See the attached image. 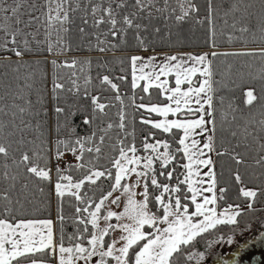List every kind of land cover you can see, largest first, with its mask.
I'll list each match as a JSON object with an SVG mask.
<instances>
[{"label":"snow or ice","instance_id":"obj_1","mask_svg":"<svg viewBox=\"0 0 264 264\" xmlns=\"http://www.w3.org/2000/svg\"><path fill=\"white\" fill-rule=\"evenodd\" d=\"M177 3L180 6L179 14L171 0H162V2L161 0H88L79 8V11L83 13L80 20L84 26L91 25L97 30L106 28L107 34L113 39L122 37L123 33L132 30L137 34L136 39L143 47L145 41L140 35L141 32L149 28H153L155 33L161 31L155 25V21L163 19L167 22L174 19L176 24L180 25L192 12L198 11L191 0H187L189 7H185V0H177ZM252 7L254 6L245 5L243 13L233 18L231 27L236 29L239 25L241 32H248L251 21L258 16V30L261 38L264 39V0H260L256 16L250 11ZM77 11L78 8L73 6V0H55V3L53 0H44V2L0 0V63L5 67L15 65L14 70L18 73L19 69L24 67L22 57L25 50L31 51L30 45L41 28L44 29L46 36L52 31L56 32L55 48L63 52L65 49L61 43L63 39L61 33H68L71 30V26L75 23L74 14ZM213 13L212 0H209L207 16L209 23ZM227 15L228 12H225V16ZM29 29L34 31L30 32ZM78 30L81 34L86 33V28L83 26H80ZM29 36L32 40L27 38ZM21 40L24 50L20 48ZM36 43L39 45L40 42L36 41ZM115 47L116 45H111L110 48L101 47L99 50L103 52ZM48 50L53 53L54 46L49 44ZM210 55L216 56L217 53L212 52ZM261 55H264V49L261 50ZM12 56L20 59L13 60ZM208 56V53L203 55L165 53L163 60L159 63H157V55L148 58L139 55L130 57L133 89L139 86L138 80L144 81L142 91L149 94V98V90L154 85L169 101L165 105L137 104L138 110L144 109L148 113H156L163 117L159 121H153L142 116L141 123L165 133H172L173 141L179 145L175 149L168 140H155V133L150 132L145 136L143 144V151L147 155H138L140 150L135 144L128 143L120 135V133L129 135L127 113L124 108L118 110L117 120L107 123L106 128L99 129L104 133L99 136V143L89 137L76 136L70 122V117L75 113L65 107L57 106L55 113L58 116H64V127L68 130L69 137L76 138L75 140L57 138L53 145V157L59 163L66 152L75 155L76 160L80 162V178L73 180L70 175L64 174L68 168L62 171L57 167L58 179L54 191L61 202L66 193L74 197L76 204L72 220L76 230L67 236V242H65L63 229H61L60 238L58 240L55 238L52 220L9 222V219L0 218V264H191L192 261H195V264H202L206 259L205 253L191 251L195 247L193 242L197 240V237L216 228L217 225H233L239 228L238 218L242 215L238 210L239 205L235 206L236 210L229 205L228 209L219 213L216 212L215 207H209V205H216L218 200H223L227 189L220 187L219 196L215 195L218 181L213 170L214 162L208 153L216 150L211 135L207 137V140L203 139L204 134L209 132L207 125L215 124L214 119H205L206 116H213V97L209 95L213 88ZM189 62L191 66L185 67ZM77 63L78 61L75 60L71 63L65 61L64 66L74 67ZM52 64L58 66L55 59L52 60ZM197 65L202 68H198ZM198 71L206 78L193 82L191 76ZM173 72H175L176 87L168 88L166 87L168 80L162 77ZM261 78L264 79V76ZM121 79L125 78L121 77ZM72 83L74 89H68V91L74 90V94L79 96V86L75 80ZM182 83L188 84L186 90L181 89ZM105 85H110L111 89L117 93L115 99L121 100L118 85L113 83L107 75L100 78L99 91L102 92ZM27 87V83L15 89L9 85L5 95L12 96L13 100L23 99L20 93ZM63 90H65V84L54 80V95L58 96ZM5 95H0V101L5 100ZM84 96L86 98L89 96L87 88L84 89ZM245 96L248 105H251L254 100L261 99L254 95L253 88H249ZM102 99V96H91L92 111L89 113L86 108L83 109L82 123L84 125L92 126L97 119L108 115L106 109H111L113 105L110 102H101ZM141 99L143 100V97ZM24 104L30 106L31 101L25 100ZM205 104L208 105L207 109ZM9 108L12 109V121L9 127L14 132H19L20 137L15 139L13 132L10 134L13 138H0V160L3 161L0 164V201L6 202L5 216L13 211L8 205L13 204L14 193L17 197L15 204L19 205L22 201L28 200L33 178L38 181H51V169L47 166V157L52 149L45 148L44 141L41 140L39 150L29 154L28 145L34 144V140L27 139L26 135L33 127L29 120L25 119L28 108L21 104L5 103L0 106V114L8 116L6 109ZM77 111L81 109L77 107ZM169 115L176 118L169 120ZM16 119H19V124L15 123ZM260 125L264 131V121H261ZM36 129L39 130L38 125ZM114 129L119 130L116 136L119 146L113 145V149L118 152V155L110 160L112 167L116 170L113 175L110 169L101 170L97 167L94 163V154L102 152L104 141L110 139L109 132ZM174 129L180 130L182 135L177 138L176 132H173ZM4 131L5 124L0 122V133ZM232 135L235 136L236 133L233 132ZM149 140H155V142L149 143ZM260 147L261 152L264 153V143ZM85 151L90 154L88 159L84 156ZM216 155L221 156L225 153L217 151ZM232 159L237 165L244 163V157L239 152L235 153ZM9 160L11 164L8 163ZM41 160L45 161L43 166L39 163ZM256 164L264 169V154L256 158ZM133 176L135 179L131 183H123ZM102 177L110 181L106 191L97 184ZM173 180L175 185L171 183ZM63 181H68V184H64ZM235 181L243 183L239 171L235 174ZM141 186L143 190L137 192L136 189ZM183 186H186V191ZM36 187L40 192L44 191L39 185ZM82 189L85 190L82 191ZM117 192L120 195L114 196ZM205 192L213 193V195L205 196ZM239 194L249 199L247 207L252 209L251 201L257 197V192L242 187ZM121 196L126 197L123 212L110 210V205H120ZM137 196L141 199L137 200ZM198 197L202 198V202H198ZM184 200L190 201V204L182 203ZM153 202L155 211L152 207ZM190 205L195 206L192 212L189 211ZM58 216L63 223L65 217L62 214V208ZM196 217H203V219H194ZM113 219L116 223L110 222ZM125 220L129 222H122ZM101 221H103V227H101ZM36 225H40L46 231L34 230ZM235 228L233 235L225 241L229 246L235 243L234 236L237 234ZM243 231H252V226L246 225L239 234L242 235ZM117 232L120 233L118 237L115 236ZM110 233L113 234L111 239H106ZM258 247L264 248V222L260 223L256 232L240 242L230 254V258H233L232 264L237 262L246 264L245 261L239 260V257L247 255ZM216 264H228V261L217 254ZM247 264H251V261ZM256 264H264V256H261Z\"/></svg>","mask_w":264,"mask_h":264},{"label":"trees","instance_id":"obj_2","mask_svg":"<svg viewBox=\"0 0 264 264\" xmlns=\"http://www.w3.org/2000/svg\"><path fill=\"white\" fill-rule=\"evenodd\" d=\"M53 2L55 3V0ZM87 2L88 0H73V6L77 7L78 11L74 14L75 23L71 26V30L68 33H61L63 37L61 43L65 49L63 52H60L59 48H55L56 32L52 31L50 35L46 36L44 29L41 28L30 45L31 51L25 50L22 57L24 67L20 68L18 73L14 70L15 65L5 67L0 63V95L6 94L9 85L15 89L24 83L28 84L27 88L21 90L20 94L23 99L13 100L12 96L5 95V100L0 101V106L5 103L8 105L15 103L28 108L25 119L29 120L33 127L28 130L26 135L27 139L34 140V144L28 145L29 154L39 150L41 140L44 141L45 148L52 149L48 152L47 157V166L51 169V181H38L33 178L28 200L22 201L19 205L15 204L17 197L14 193L12 196L13 204L8 205L13 211L7 216H5L6 202L0 201V218L9 219L10 222L26 219H51L54 222L55 238L57 240L60 238L61 229H63L65 242H67V236L76 230L72 220L76 201L67 193L62 198V202L56 197L54 191V184L58 179L56 168L59 167L62 171L68 168L64 174L70 175L73 180H76L80 178V162L75 159L60 165L56 163L57 161L53 157V145L57 138L60 140L69 138L75 140L76 138L75 136L69 137L68 130L64 127V116H58L55 113V108L57 106L65 107L75 113L70 117V122L75 129L76 136L89 137L95 139L97 143L100 142L99 136L104 134L99 129L106 128L107 123L117 120L118 110L124 108L127 113V133L129 135L125 136L124 133H120V135L128 143L135 144L140 150L138 155H147L143 151V144L145 136L150 132L155 133V140H168L175 149L179 145L173 141L172 133H165L141 123L142 116L153 121H158L160 116L156 113H148L144 109L138 110L137 104L162 105L167 102V99L161 94V90L154 85L149 90V98V94L142 91L143 81L137 83L139 86L133 89L130 57L138 53L190 52L199 55L205 52L209 54L208 61L213 88V91L210 92L213 97V116L210 117V120H215V124H211V136L216 150L213 151V170L218 181L215 195L219 196L220 187L227 189L224 194L225 198L218 200L216 206L223 208L229 207V205L233 207L239 205V211L242 215L238 218L240 221L239 228H235L233 225H217L216 228L197 237V240L193 242L195 247L191 251L212 253L213 251L210 252L212 243L232 236L234 228L237 233L234 237L240 235L239 233L246 225H252L253 228L255 222L264 219V169L256 164V158L264 154L260 147L264 143V139H262L264 131L260 125V122L264 121V79L261 78L264 76V55H261V50L264 49V39L261 38V33L258 30V16L251 21L248 32H241L239 25L233 29L231 24L234 17H239L243 13L245 5H253L254 7L250 8V11L256 16L259 11L260 0H212L214 13L211 23L207 19L209 0H191V3L198 9L197 12H192L180 25H177L174 19L167 22L163 19L155 21V25L161 31L155 33L153 28H149L147 31L141 32L140 35L145 41L143 47L136 39L137 34L132 30L123 33L122 37L113 39L111 35L107 34L106 28L97 30L91 25H82L80 17L83 13L79 11V8ZM171 2L179 14V3L177 0H171ZM185 7H189L187 0H185ZM230 8L231 11H229ZM225 12H228L227 16H225ZM225 20H227V24H225ZM80 26L86 28L85 34L79 32ZM28 31L31 32L34 29ZM27 38L32 40L31 36ZM36 41L40 42L39 45ZM49 44L54 46L53 53L48 50ZM111 45H116V47L103 52L99 50L101 47L110 48ZM20 48L24 50L22 40ZM212 52L217 53V55L211 56ZM12 59L20 58L12 56ZM54 59L58 66L52 64ZM73 60L78 61L74 67L64 66L65 61L71 63ZM105 75L118 85L121 100L115 99L117 93L111 89L110 85H105L103 91H99L100 78ZM121 77L125 79H121ZM25 78L27 79L25 80ZM54 80L65 84V90L61 91L58 96L53 93ZM73 80L80 88L79 96L74 94V90L68 91V89H74ZM168 85L172 87L174 82L168 79ZM184 85L188 84L185 83ZM85 88L89 92L87 98L84 96ZM249 88L254 89V95L261 97L259 100H254L251 105L246 104L247 98L245 96ZM92 95L102 96L101 102H110L113 106L111 109H106L107 116L97 119L92 126H87L82 123L83 109L86 108L89 113L92 111ZM25 100H30L31 105L24 104ZM77 107L81 111H77ZM6 111H8V116L0 114V122L5 124V131L0 133V138H13L10 134L14 130L9 127L12 121V109L9 108ZM15 123L19 124V119H16ZM37 125L39 126L38 131ZM118 132V129L110 130V139L104 141L102 152L94 154V163L97 167L101 170L108 168L113 172V175L115 168L112 167L110 160L113 156L118 155V152L113 149L114 144L119 146L116 139ZM173 132H176L177 138L182 135L180 130L174 129ZM233 132L236 133L235 136L232 135ZM19 137L20 133L14 132V138L19 139ZM155 140L148 142L154 143ZM217 151L225 153V155L217 156ZM237 152L244 157L243 164L237 165L232 159V156ZM70 153L66 152L65 155ZM84 156L88 159L90 154L85 151ZM2 163L3 161L0 160V164ZM8 163L11 164V160ZM39 163L43 166L45 161L41 160ZM180 171L183 170L180 169ZM237 171L242 177V184L235 181ZM161 179L163 180V178ZM66 182L63 181V183ZM171 183L175 185V180ZM97 184L106 191L110 181L102 177L100 181H97ZM36 185H39L44 191L40 192ZM183 187L186 191V186ZM242 187L257 192V197L251 201L253 203L252 209L247 207L250 202L249 199L239 194ZM84 190L82 189V191ZM182 203L190 204V201L184 200ZM152 207L155 211L154 202ZM61 208L65 217L63 223L60 222L58 216ZM189 211H194V205H190ZM250 232L243 231V234L246 233L247 235ZM240 236L237 239H244L245 235ZM111 237L110 234L106 239H111ZM191 264H194L193 261Z\"/></svg>","mask_w":264,"mask_h":264},{"label":"rangeland","instance_id":"obj_3","mask_svg":"<svg viewBox=\"0 0 264 264\" xmlns=\"http://www.w3.org/2000/svg\"><path fill=\"white\" fill-rule=\"evenodd\" d=\"M164 54H165V53H160V52H158V53H151V54H150V53H138V54H135V55H146V56H142V57H145V58H148V57L153 56V55H157V56H158V61H157V63H159L161 60H163V55H164ZM183 54H192V53H190V52H175V53H172V54H169V55H183ZM203 54H205V52H202V53H200L199 55H203ZM193 55H194V54H193ZM190 66H191V62H189V64H186V65H185V67H190ZM197 67H198V68H202V66H200V65H197ZM132 71H133V70H132ZM168 76H169V77H168ZM175 78H176V77H175V72H173V73H171V74H168V75L162 77V79H166V80L169 79V80H171V81L174 82V85H173L172 87H170V86L167 84L166 87H168V88L176 87V84H175ZM205 78H206V77H203V76L200 75V72H199V71L196 72L194 75L191 76V79L193 80V82H196V81L199 82V81H201V80H203V79H205ZM182 79H183V78H182ZM184 84H185V83H182L180 87H181V89L186 90V89L188 88V85H184ZM209 95H210V93H209ZM168 103H169V101L167 100V102H166L165 104H168ZM165 104H162V105H165ZM172 106H173V107L175 106V105H174V102H172ZM194 106H195V105L193 104V107H194ZM205 108H206V109L208 108V105H207V104H205ZM175 118H176V117H174V116H168V119H169V120H171V119H175ZM161 119H163V117H162ZM205 119H206V120H210V117H207V116H206ZM158 121H159V120H158ZM207 127H208V129H209V132L204 134V137H203L204 140H207V137H208L209 135H211V123L208 124ZM197 139H200V137H197ZM208 155L211 156V158H212V160H213V152L208 153ZM64 157H65V158H64V159H65V160H64L65 163H67L68 161H69V162L74 161V160L76 159V158H75V155H73L72 153H70L69 155L66 154ZM65 163H64V164H65ZM60 165H63V164H60ZM115 171H116V170H115ZM202 171H207V169H202ZM134 179H135V177L133 176L130 180H125V181H123V183H131L132 180H134ZM64 184H68V181H67L66 183H64ZM54 186H55V184H54ZM204 187H207V185H204ZM142 190H143L142 186L136 189L137 192H141ZM115 195H120V193L117 192V193L114 194V196H115ZM204 195H205V196H208V197H211V196L213 195V193L205 192ZM136 199L139 200V199H141V197H140V196H137ZM198 202H202V198L198 197ZM106 203H110V202H106ZM125 203H126V197L121 196V203H120V205H119V206H117V205H110V210L115 211V212H123ZM209 207H215L217 213L222 212V211H225L226 209H228V207L218 208L216 205H209ZM194 210H195V206H194ZM233 210H236L235 207H233ZM238 210H240V209H238ZM194 219L199 220V219H203V217H196V218H194ZM110 222H111V223H116V221H115L114 219H113L112 221H110ZM122 222H129V221L125 220V221H122ZM103 226H104V225H103V221H101V227H103ZM251 226H252V225H251ZM110 234H111V233H110ZM111 235H113V234H111ZM244 235H246V233L242 234L241 236L238 235V236L234 237L235 243H233V244L230 245V246H229L227 243H225V241L227 240V238H225V239H220V240H216V241H214V242L212 243V246H211L210 252L213 251L212 253H217V254L230 252V251H232V249L234 248L235 245H238L240 242H242V239H240V238L237 239V238H238L239 236L242 237V236H244ZM115 236L118 237V236H119V232L115 233ZM213 248H214L215 250H212ZM193 252H194V251H193ZM207 255H209V254H205V256H207ZM206 259H207V258H206ZM206 259H205V260H206ZM205 260H204V261H205ZM191 263H192V262H191ZM193 263L195 264V261H193Z\"/></svg>","mask_w":264,"mask_h":264},{"label":"flooded vegetation","instance_id":"obj_4","mask_svg":"<svg viewBox=\"0 0 264 264\" xmlns=\"http://www.w3.org/2000/svg\"><path fill=\"white\" fill-rule=\"evenodd\" d=\"M264 222V219H262L261 221H257L255 222L252 231L244 236V239H242V242L245 241L248 237L252 236L256 230H257V226ZM237 248V245L234 246V248L232 249V251L227 252V253H220L219 256H222L224 258V260L228 261V264H232V259L230 258V254ZM216 256L217 253H209V255L206 256V260L202 262V264H216ZM261 256H264V248H255L253 251L248 252L247 255L241 256L239 257V260H243L246 262L251 261V264H256V261L259 260L261 258ZM253 257H255L253 259ZM237 264H239V262H237Z\"/></svg>","mask_w":264,"mask_h":264},{"label":"crops","instance_id":"obj_5","mask_svg":"<svg viewBox=\"0 0 264 264\" xmlns=\"http://www.w3.org/2000/svg\"><path fill=\"white\" fill-rule=\"evenodd\" d=\"M139 56H146V55H139ZM132 74H133V71H132ZM140 82V80H138L137 81V83H139ZM144 82V81H143ZM173 88H175V87H173ZM157 105V104H156ZM161 116H160V118H159V120H161ZM43 220H51V219H26V220H24V221H43ZM53 221V220H52ZM10 222V221H9ZM16 222H18V221H16ZM34 230H36V231H46V230H43L42 228H41V226L40 225H36L35 226V229ZM55 230H54V222H53V232H54ZM55 234V233H54Z\"/></svg>","mask_w":264,"mask_h":264},{"label":"built area","instance_id":"obj_6","mask_svg":"<svg viewBox=\"0 0 264 264\" xmlns=\"http://www.w3.org/2000/svg\"><path fill=\"white\" fill-rule=\"evenodd\" d=\"M64 158H65V157H63V158L59 161V163H57V162H56V163H57V164H64V163H65V162H64V160H65Z\"/></svg>","mask_w":264,"mask_h":264}]
</instances>
